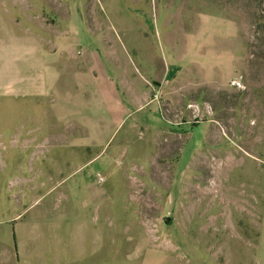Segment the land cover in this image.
Masks as SVG:
<instances>
[{"label":"rangeland","instance_id":"1","mask_svg":"<svg viewBox=\"0 0 264 264\" xmlns=\"http://www.w3.org/2000/svg\"><path fill=\"white\" fill-rule=\"evenodd\" d=\"M1 10L44 32L73 10L107 17L141 72L156 78L152 130L124 142L122 129L106 152L128 149L106 186L111 207L136 210L113 230L146 243L159 236L164 248L172 240L171 253L197 264H264V0H2ZM44 110L0 97V264H23L13 212L55 186L54 160L70 157L40 150L63 138L52 118L38 117ZM29 158L39 165L32 183L14 191L15 163Z\"/></svg>","mask_w":264,"mask_h":264},{"label":"crops","instance_id":"2","mask_svg":"<svg viewBox=\"0 0 264 264\" xmlns=\"http://www.w3.org/2000/svg\"><path fill=\"white\" fill-rule=\"evenodd\" d=\"M11 13L0 11V17L13 20L0 21V97L41 102L47 113L38 117L52 118L63 138L50 145L43 142L40 150L46 155L53 149L68 151L70 156L54 160L59 177L55 186L31 206L13 212L19 260L23 264H197L193 257L181 259L171 253L172 240L166 239L169 245L164 248L159 236L146 243L113 230L124 221L120 215L136 210L111 207L106 186L111 168L124 166L128 149L106 152L122 129L124 142L152 130L159 114L150 85L156 78L141 72L107 17L86 20L73 10L44 32ZM16 129L20 134L34 131ZM15 146L25 150L32 143ZM35 161L14 164L20 175L15 172L10 181L12 190L17 191L16 185L22 183L18 181L32 183L27 174L39 166ZM97 173L105 177L104 183H98ZM127 177L132 180L131 174ZM129 244L135 248L127 251Z\"/></svg>","mask_w":264,"mask_h":264},{"label":"built area","instance_id":"3","mask_svg":"<svg viewBox=\"0 0 264 264\" xmlns=\"http://www.w3.org/2000/svg\"><path fill=\"white\" fill-rule=\"evenodd\" d=\"M97 177L99 179V182L103 183L104 181V176L101 173H97Z\"/></svg>","mask_w":264,"mask_h":264}]
</instances>
